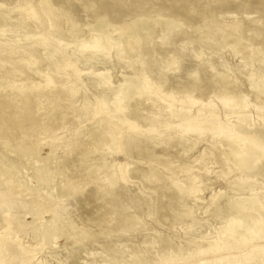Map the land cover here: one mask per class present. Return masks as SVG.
Instances as JSON below:
<instances>
[{
    "label": "rangeland",
    "instance_id": "rangeland-1",
    "mask_svg": "<svg viewBox=\"0 0 264 264\" xmlns=\"http://www.w3.org/2000/svg\"><path fill=\"white\" fill-rule=\"evenodd\" d=\"M35 1L34 3L37 5L36 7L35 5L33 7V0H28L29 4L27 0H0V15L4 13L7 14L2 15V17L0 16V41H7L18 45H31L36 43L35 40H40L39 38L43 34L45 35L44 38L48 39V41H56L58 44L56 53H61L63 57L69 63L73 64L79 72L78 77L76 76L75 78V82L78 81L77 84H79V90H77L72 108L68 109L65 107V109H63V112L67 109L65 112L67 115L63 116L65 113L61 111V113H58V117L56 118L59 121L53 119L60 124H55L53 123V120H51V122L49 121L52 124L51 125L49 122L48 124L44 121V117H42L43 113L50 112L53 105H49L50 108H46L49 107L48 105L45 107L44 104L47 101V95L42 97L40 94L37 96L29 94L30 104L27 105V107H24L19 103L21 102V99H19L21 94L19 92L17 93L12 89H6L5 93L3 88L0 87L2 89L0 91L4 92V94L0 92V163H5V165L10 166L12 165L13 167H16L17 170L19 169L16 174L18 177L16 178H19L22 182V188L27 189L26 192L21 193L22 189L19 193L17 192L20 195L16 196V198H20L21 201L28 203L31 199V196L29 194L27 195L29 189H34V191L37 189L36 192L38 196L41 195L43 198L49 196L55 200L51 201L56 204H52L53 212H55V207L59 208V204L61 206L60 211L59 209L56 210L55 214L58 213V218H56L54 223L51 224L50 222L52 213L46 212L41 216L42 218L39 220L40 223L37 221L34 225H29L30 227L28 226V224L32 221L30 214L23 216L24 213L21 209L16 207L14 209V206L12 205H10L11 207H7V205H2L0 207V212L1 210L3 212L0 213V218H3L5 214L9 212L11 213L14 210L16 211V215H22L21 217L23 218L21 227L19 226L14 228L13 224V227L9 230L7 245L14 252L10 259L7 260V264H116L118 260V262L125 260L128 262L131 261V256L133 257L134 254L138 256L139 254L145 255V263L153 264V262H158L159 252L157 253V249L158 251L160 250V252L163 251L169 253L170 255H175L178 253L177 251L180 250V248H183V250L180 251L179 257L181 256L185 258L187 253L186 250H188L191 246H196L199 238H203V244H209L215 240L217 232L220 231L221 227L225 224V219L229 217V215L232 216L231 214L235 215L234 211H236L237 208L232 206H240L239 204L243 206L245 203L244 199L247 198V196L252 197L255 195L254 197H256L259 201L264 200V174L260 173L263 169L262 167H264V159L257 161L254 169L250 172H246L242 168L239 169L238 166H234V163H223L219 154L216 157L217 153L215 155H210L212 158L209 155L204 157V164L201 165V162L199 161L200 157L197 154L201 156L203 153H209L216 143V141L209 139L211 132L205 131L203 136L200 139H197L194 143L192 141L193 137L190 135H186L187 137L185 136V138H187L185 141H178V134L174 132H171V134L165 129L176 124L174 123L176 120H173L172 112H176V110L181 109L180 104L182 100L187 96H191L190 98L193 96V100L197 99L200 101L197 106L194 105V108H190L189 112L191 114L198 110V108L201 109L204 105L209 104L206 111L210 108L217 110V120L221 119L223 122L230 123L236 127V116L241 113L244 114L245 120L247 121L248 131L264 132V83H261L263 85L260 86V91H257L256 87L260 84H258V81L256 80H250L248 74L249 72L250 74L256 73L255 75H258L260 68H264V0H46V2L44 0V3L42 4H45L48 7L51 6V9L54 7L53 10L55 13L53 15L54 19L51 21L52 23L49 22L47 17L41 13L40 7H42V4H39L41 1ZM25 3H27L28 6ZM112 4L114 6H112ZM23 6H25V8L29 7L34 9V12L31 14L33 18L27 16L23 20L25 17V8ZM108 8H112V12ZM10 10L11 14H9ZM106 10L109 11L106 12ZM18 14L19 17H16ZM21 19L25 22V25H22L24 22L21 23ZM26 19L29 20V23L26 22ZM42 20L46 23L42 22ZM165 20L172 22V25L167 28L168 30H164L160 24ZM65 21L67 23H65ZM144 22L146 24H144ZM26 23L33 28H30ZM56 23H60L61 26ZM254 23L257 24V26ZM49 24H56L57 27L59 26L58 28H55V30L53 29L55 34L54 31H51ZM233 24H238L237 29L233 30L229 28V26ZM6 25L8 26L6 27ZM26 26L29 27L30 30L26 28ZM130 26H133V28ZM58 31L61 35L58 34ZM116 31H118L119 34H117ZM120 31L122 32L124 38ZM98 32H100V34H98ZM102 32L105 34L103 35ZM62 33L64 37H62ZM136 33L140 36H145L149 33L152 34V42H150L152 44L149 43V45H145L144 47L141 46L140 50L142 49V54H140L138 59H134L132 56L133 54L127 55L123 53L125 45L130 38L129 36H133V34ZM78 34L80 38H78ZM225 35L228 38L227 41L222 40ZM101 37H103V39ZM96 40H99L98 47H101H99L100 49L97 51L92 48ZM75 41H77V43H75ZM123 42H126V44H123ZM113 43L117 49L114 47L105 55L104 50L106 46L110 44L113 45ZM251 51H253V55L249 54ZM72 52H75V56L72 55ZM36 54L42 61L39 58L37 62L38 67L35 65L33 68L34 70L44 72L45 69L49 68L48 65L49 63L51 64L52 61L43 59L45 52L41 49H38ZM198 55L199 58H196ZM69 56L71 59H69ZM252 56L256 57L252 59ZM83 57H85V61ZM257 59L259 60L257 61ZM166 61H168L167 64ZM126 63L129 64L127 65ZM246 63L249 64L246 65ZM160 64L162 65V68ZM252 64L254 66L257 65L259 69L257 70L256 67L254 68ZM163 66L166 69H169L166 70ZM124 67L127 68L125 69ZM9 69L10 67L4 66V71L2 72L5 73L6 71L7 75L6 73L2 75L5 77H8L9 73L13 75V73H11L13 72V69H10V71ZM162 69H164V72L161 71ZM254 70L257 71L255 72ZM28 76L29 73L25 71V74L23 73L21 76L16 75L14 76V79L17 78L15 79L17 81L16 83H20L19 77L22 81L26 80V78L28 82H31L32 79L36 82L40 81V76L38 75L36 78ZM144 77L150 85L156 86L159 92H162V94L166 93L168 96L170 95L174 97V100L177 101V103L174 104V106L170 109L172 111H170L166 102L153 103L154 101H149L155 99L153 97L152 99L145 96L139 98L134 97L131 103H126L125 100L122 101L121 105L126 106V108L123 107L122 109V115L126 122L133 124L142 133L155 129V131L157 130L156 132H162V134L159 138L155 139L157 141H149L144 137L138 136L141 140H138L139 144L137 141L135 146H131L122 154H115V156L113 153H110L107 148L98 143L97 137L101 132L95 129V127H97V125H101V117L98 115L89 119L84 117L83 114L88 110L91 111L97 104L98 100L103 99V97H105V100H107L106 102L110 105L109 102L112 101L114 93L121 87L120 85L123 83L122 81L128 78L127 81L130 80V83H133V81L141 82ZM225 77H227V79H225ZM218 79L222 81L220 82ZM225 81H231V84H233H224L222 86V83ZM160 83H162V86ZM216 83H221L218 85L221 89L217 88L218 86H216ZM193 84L194 86H192ZM227 87L230 88V91L233 88L235 92H240L238 93L239 95L237 92L236 94L238 95V98H241L239 101H244L245 108H236L234 112L238 113L227 114V116H225L224 114L226 111L222 110L220 107L218 94L221 95L225 91L229 92ZM188 89H192L194 91H190ZM233 90L230 93H234ZM182 92H185V94H182ZM174 93H177V95H174ZM186 93L190 94V96ZM8 95L11 96L9 99ZM26 95H28V93H26ZM82 95L86 97L85 99L88 98L87 101H83L81 99ZM181 96H183V98ZM11 98L14 99L13 102L16 104H13ZM242 98L246 99L243 100ZM5 99L7 102H5ZM60 102H58V104H61H59L60 107H64L66 102L63 100ZM41 103L44 104L41 105ZM38 104L39 108L37 107ZM89 104L90 106L88 107ZM20 108H22L23 112ZM28 112L30 113L28 114ZM24 113L26 114L24 115ZM76 113L80 115L78 118L75 116ZM73 115L76 119H73ZM24 116L28 118H24L23 120ZM70 116H72V119ZM150 116L152 118L154 116V119L158 122L154 121L156 123H154V125L156 126L149 124ZM63 118H66L65 120L67 121ZM29 119H31L30 122L28 121ZM37 119L40 120L38 121ZM62 119L64 120V123H62ZM144 119L146 121H144ZM65 122L68 123L65 124ZM159 122H161V124ZM26 123L28 125H26ZM38 124H43V127H38ZM53 124L55 125L53 126ZM49 127L52 128L48 129ZM39 130L42 135L39 133ZM77 130L78 132H76ZM18 135H20V137ZM31 135H35V137L37 136L36 140H34V136ZM51 135L54 136L53 139H51ZM173 136L175 139H173ZM28 137L32 138H29V140L27 139ZM38 137L40 138L38 139ZM41 137H43V139ZM24 138L28 141L24 140ZM166 138L170 139L165 141ZM176 138L178 139L177 141H175ZM46 139L49 142H47ZM163 140L166 142L165 144H167L168 147L163 143ZM172 140H174V142ZM34 141H36L38 146H35L36 143ZM156 142L158 144H156ZM175 142H180L178 145L185 147H178ZM21 144L27 146L29 144L31 147V144H33L32 150L29 146L31 151H28V153H32V156H30V153L28 156H25L23 151L18 148ZM185 144L188 145L186 146ZM149 145H151V147ZM108 152L111 155H109ZM183 156H188V158ZM214 157L215 160H213ZM189 159L193 160L191 161L193 162V165L194 162L197 165H194L191 168L189 165L192 163L190 164ZM217 160L218 162L216 163ZM35 161H38L39 163ZM205 161L207 162L205 163ZM107 163L108 165L110 163L112 164L108 166ZM212 163L213 165H211ZM117 164H120L119 166L123 167L126 181H122V183L118 181L114 183L116 184L114 187V184L108 185V177L106 176L111 172L110 170L113 168L117 169L119 167ZM198 165L201 166L198 168ZM40 166L46 167L41 168L42 170H48V180H45L46 178L43 179L44 177H42L44 182H41V184L39 183L42 181L40 180L41 177L39 176L38 178L37 174L43 176L46 175V173L44 171L43 173H40L41 171L36 172L37 168L40 169ZM99 166L101 167L99 168ZM102 166L104 167L102 168ZM229 166L233 167L232 172H230L232 167ZM93 167L96 169L94 170ZM185 168L186 170L192 169V171H189L188 173V170L185 171ZM204 168L205 173L207 174L203 173ZM206 168L209 169L207 170ZM234 168H236V171ZM92 170L96 175L93 174ZM180 170L183 172H181L183 178H180ZM186 172L187 174L185 175ZM190 172L193 174H190ZM220 172H223L224 174H220ZM216 173L217 175H220V178H218ZM35 174L37 175V178H35ZM201 174L203 177L200 176ZM184 175L186 177H184ZM171 176L173 178H171ZM101 177H104L105 180ZM177 177H179L178 180ZM187 177L189 179H187ZM198 178L199 181H195ZM200 178H202V180H200ZM182 179L184 180V183L180 182ZM193 180L200 186L198 187ZM102 182L106 183L108 186L104 185ZM4 184V182H0V192L5 190L6 185ZM175 184L176 187H174ZM188 184L191 187H189ZM177 185L182 186L180 189L181 191L178 190ZM195 185H197V187H194ZM204 185L205 187H203ZM186 186L189 187L190 190L187 188L188 191H185ZM143 188L144 190H142ZM194 188H197V191H192ZM140 190L143 191V193ZM186 192H189L187 193L189 195H187ZM200 193L202 194L200 195ZM68 194L72 195L69 196ZM213 199L215 200L212 201ZM211 202H213V204H211ZM47 203L44 205L43 210L47 211L50 206L49 203V206ZM216 203L218 211H215L216 209H214V207L216 208ZM231 203L233 205H231ZM61 208H63L62 211H64L62 213ZM151 208L155 209L151 210ZM189 210H191V215L194 217L190 215L183 218L184 213H187ZM153 211H156L157 213ZM212 212H214V215ZM143 218L145 219L143 220ZM151 218L154 220L152 221L154 224L151 223ZM141 219L144 224H142L143 222ZM134 220H137L138 222H135ZM0 221V225L4 227L5 221H2V219H0ZM247 221H249V219H247ZM193 222L195 223L193 224ZM131 223L132 225H130ZM193 225L197 226L193 227ZM52 227L56 230V234L53 237L45 239L41 236L40 230L44 228L52 230ZM5 228L6 227L0 231H4ZM15 229L18 231H15ZM168 243L169 247L167 245ZM19 244L29 249L31 247L34 248L33 253L26 255V253H24L19 247ZM147 247L149 248L147 249ZM168 248L170 249L166 251ZM132 253L134 254L132 255ZM216 255L220 256L221 254L217 253ZM202 258H204V256ZM205 259H209V256L206 255ZM0 264H4V262H0ZM198 264H203V262L200 261ZM213 264H264V240L258 241L257 244L253 245V247L247 252L237 250L230 253L229 256L217 257L213 261Z\"/></svg>",
    "mask_w": 264,
    "mask_h": 264
},
{
    "label": "bare ground",
    "instance_id": "bare-ground-1",
    "mask_svg": "<svg viewBox=\"0 0 264 264\" xmlns=\"http://www.w3.org/2000/svg\"><path fill=\"white\" fill-rule=\"evenodd\" d=\"M30 1V0H29ZM34 1L35 0H33V7H34V5H35V3H34ZM41 1V3H39V4H42V3H44V0H40ZM48 1V0H47ZM18 2V1H17ZM23 2H26V1H23ZM27 2H28V0H27ZM36 2V1H35ZM45 2H46V0H45ZM1 3V2H0ZM26 5H27V3H25ZM24 4V5H25ZM28 4H29V2H28ZM95 4H96V2H95ZM49 5V4H48ZM15 6V5H14ZM21 6V5H20ZM19 6V7H20ZM28 6V5H27ZM37 5H35V7H36ZM50 6V5H49ZM112 6H114L113 4H112ZM24 8H25V6H23ZM22 7V8H23ZM31 7V6H30ZM91 7V6H90ZM244 7V6H243ZM258 7V6H257ZM17 8V7H16ZM41 8V13L43 14V15H45V17H47V20H49V22H51L53 19H54V17H53V15H54V7H53V9H51V6L50 7H48L47 5H45V4H42V7H40ZM96 8V7H95ZM11 9H12V7H11ZM14 9H15V7H14ZM36 9V8H35ZM109 10H111L110 8H108ZM57 10H59V9H57ZM109 10H106V12L107 11H109ZM113 10V9H112ZM112 10H111V12H112ZM24 11H25V13H24V18L22 17V16H20V17H22L23 18V20L27 17V16H30V17H32L33 18V16H31V14H32V12H34V9H32V8H29V7H27V8H25L24 9ZM91 11V10H90ZM7 12V11H6ZM13 12V11H12ZM97 12V11H96ZM14 13H15V11H14ZM17 13V12H16ZM57 13V12H56ZM99 13V12H98ZM109 13V12H108ZM2 14V13H1ZM9 14H11V10H10V12H9ZM8 14V15H9ZM70 14V13H69ZM2 15H7L6 13H4V14H2ZM2 15H0L1 17H2ZM21 15V14H20ZM34 15H35V13H34ZM42 15V16H43ZM57 15V14H56ZM102 16V15H101ZM105 16V15H104ZM114 16V15H113ZM0 17V18H1ZM16 17H19V14L16 16ZM67 17V16H66ZM56 18V17H55ZM63 18V17H62ZM101 18V17H100ZM42 19V18H41ZM59 19V18H58ZM66 19V18H65ZM64 19V20H65ZM95 19V18H94ZM97 19V18H96ZM103 19V18H102ZM135 19V18H134ZM140 19V18H139ZM141 19H144V18H141ZM18 20H19V18H18ZM22 19L20 20V22L22 23V22H24ZM27 20V19H26ZM25 20V21H26ZM45 20V19H44ZM44 20H42V22H44ZM167 20V19H166ZM163 21V22H159L160 24H161V26L163 27V29L165 30H168L167 28L169 27V26H171L172 25V22H169V21ZM29 20H27L26 22H28ZM58 21V20H57ZM68 21V20H67ZM254 21V20H253ZM16 22V21H15ZM15 22H14V24H15ZM41 22V23H42ZM102 22V21H101ZM146 22V21H145ZM144 22V24H146ZM19 23V22H18ZM20 23V24H21ZM29 23V22H28ZM31 23V22H30ZM44 23H46V22H44ZM52 23V22H51ZM55 23V22H54ZM58 23V22H57ZM56 23V24H57ZM63 23H64V21H63ZM65 23H67L66 21H65ZM123 23V22H122ZM121 23V24H122ZM125 23V22H124ZM255 23H256V21H255ZM254 23V24H255ZM27 24V23H26ZM34 24V23H33ZM53 24V25H50L49 24V26L51 27L50 29H51V31H54L55 30V28H58L57 27V25H60V23L59 24ZM62 24V23H61ZM71 24V23H70ZM69 24V25H70ZM106 24V23H105ZM126 24H127V22H126ZM257 24H258V21H257ZM257 24H255L256 26H257ZM18 25V24H17ZM22 25H25V22L24 23H22ZM22 25H21V27H22ZM28 25V24H27ZM31 25H32V23H31ZM36 25V24H35ZM43 25H45V24H43ZM124 25V24H123ZM5 26V25H4ZM8 25H6V27H7ZM29 26V25H28ZM33 26V25H32ZM32 26H29L30 28L32 27ZM39 26H41V25H39ZM61 26V25H60ZM88 26H90V25H88ZM255 26V27H256ZM3 27V26H2ZM18 27H19V25H18ZM29 27H27L26 26V28H28L29 29ZM45 27V26H44ZM87 27V26H86ZM118 27V26H117ZM116 27V28H117ZM123 27V26H122ZM131 28H133V26H130ZM161 27V28H162ZM237 27H238V24L236 25V24H233V25H231V26H229V28L230 29H233V30H235V29H237ZM9 28V27H8ZM17 28V27H16ZM33 28V27H32ZM70 28H72V27H70ZM19 29H20V27H19ZM42 29V28H41ZM54 29V30H53ZM124 29V28H123ZM144 29V28H143ZM170 29V28H169ZM172 29H173V27H172ZM2 30V29H1ZM23 30H24V28H23ZM25 30H27V29H25ZM30 30V29H29ZM38 30V29H37ZM103 30V29H102ZM116 30V29H115ZM114 30V31H115ZM120 30V29H119ZM135 30V29H134ZM133 30V31H134ZM171 30V29H170ZM19 31V30H18ZM71 31V30H70ZM91 31H92V29H91ZM100 31H101V29H100ZM113 31V32H114ZM122 31V30H121ZM120 31V33H121V35H122V32ZM125 31V30H124ZM147 31H148V28H147ZM48 32V31H47ZM57 32V31H56ZM61 32V31H60ZM79 32V31H78ZM105 32V31H104ZM113 32H112V34H113ZM117 32V34H119L118 33V31H116ZM115 32V33H116ZM146 32V31H145ZM63 33H64V31H63ZM63 33H62V37H64L63 36ZM94 33H96V32H94ZM168 33V32H167ZM42 34V33H41ZM46 34V33H45ZM53 34V33H52ZM54 34H55V31H54ZM57 34V33H56ZM58 34H60L59 33V31H58ZM98 34H100V32H98ZM102 34H103V32H102ZM105 34V33H104ZM103 34V35H104ZM112 34H110V35H112ZM124 34V33H123ZM164 34V33H163ZM61 35V34H60ZM59 35V36H60ZM152 34L151 33H149L148 35H145V36H140L139 34H133V36L131 35V36H129L130 38L128 39V35H127V39H128V41H127V44H126V42H123V44L125 43L126 45H125V48H124V54H133L132 56H133V58L135 59H138V57H140V54H142L141 53V50H140V48H141V46L142 47H144L145 45H149V43L150 42H152V36H151ZM1 36V35H0ZM78 36H79V34H78ZM100 36H102V35H100ZM107 36V35H106ZM123 36V35H122ZM24 37V36H23ZM45 37V35L43 34L39 39L40 40H38L37 38V40H35L36 41V43L35 44H31V45H26V44H23V45H18V44H16V43H9V42H7V41H0V87L1 88H3V91L5 92L6 91V89H12L13 91H15V92H19L20 94V98L19 99H21V102H19L20 103V105H23L24 107L26 106L27 107V105H29L30 104V98H29V94L31 95H34V96H37L38 94H40V95H42V97H44V95L46 96H48L46 99H47V101L45 102V104L44 103H41V105L42 104H44L45 105V107H46V105H52V107H51V109H50V112H45V113H43L42 114V112H41V114H42V117H44V121H46L47 123L50 121L51 122V120H53V119H56L57 117H58V113L60 112L61 113V111L63 112L64 110L63 109H65V107L66 108H72V106H73V102H74V100H75V97H76V94H77V90H79L78 89V85L79 84H77V82H75V78H76V76L78 77V75H79V72H78V70H77V68L73 65V64H71V63H69L64 57H63V55L61 54V53H56V50H57V42L56 41H53V42H50V41H48V39H45L44 38ZM75 37H77V36H75ZM112 37V36H111ZM116 37V36H115ZM78 38H80V36L78 37ZM102 39H103V37H101ZM108 38V37H107ZM114 38V37H113ZM123 38H124V36H123ZM122 38V39H123ZM223 38L224 39H222V40H224V41H227V36L225 35V36H223ZM59 39V38H58ZM77 39V38H76ZM21 40H23V39H21ZM75 40V39H74ZM108 40V39H107ZM116 40H117V37H116ZM9 41V40H8ZM118 41V40H117ZM125 41V40H124ZM21 42V41H20ZM102 42V41H101ZM100 42V43H101ZM110 42V41H109ZM75 43H77V41H75ZM98 43H99V40H96L95 42H94V44H93V46H92V48L94 49V50H98V49H100L99 47H98ZM102 44V43H101ZM100 44V45H101ZM141 44V45H140ZM150 44H152V43H150ZM61 46V45H60ZM76 46V45H75ZM74 46V47H75ZM119 46V45H118ZM117 46V47H118ZM140 46V47H139ZM116 48V46L114 45V43H113V45H107L106 46V48H105V55L107 54V52L108 51H110L112 48ZM147 47V46H146ZM70 48V47H69ZM43 50L44 52H45V56H44V58L43 59H45V60H48V61H52V63L50 64L49 63V68H47V69H45V71L44 72H42V71H37V70H34V68H33V66H37V62H38V59L40 58V57H38L37 56V50ZM117 49V48H116ZM119 49V48H118ZM252 49V48H251ZM250 49V50H251ZM68 50V49H67ZM122 50V49H121ZM69 51V50H68ZM69 53V52H68ZM67 53V54H68ZM71 53V52H70ZM73 54V56H75V52H72ZM199 53V52H198ZM101 54V53H100ZM120 54H121V52H120ZM147 54V53H146ZM145 54V55H146ZM249 54L250 55H253V51H251V52H249ZM255 54V53H254ZM77 55V54H76ZM173 55V54H172ZM256 55V54H255ZM40 56V55H39ZM72 56V57H73ZM78 56V55H77ZM83 56V55H82ZM88 56V55H87ZM90 56V55H89ZM99 56V55H98ZM147 56H149V55H147ZM94 57V56H93ZM101 57V56H100ZM103 57H105V56H103ZM125 57V56H124ZM150 57V56H149ZM253 58L252 59H254V57H256V56H252ZM80 58V57H79ZM99 58V57H98ZM114 58V57H113ZM121 58H123V57H121ZM120 58V59H121ZM126 58V57H125ZM196 58H199V55L198 56H196ZM250 58V57H249ZM263 58V57H262ZM69 59H71V57L69 56ZM76 59V58H75ZM83 59H84V61H85V57H83ZM82 59V60H83ZM89 59V58H88ZM91 59V58H90ZM131 59V58H130ZM144 59H145V57H144ZM251 59V58H250ZM261 59V58H260ZM40 60H41V58H40ZM119 60V59H118ZM259 59H257V61H258ZM42 61V60H41ZM72 61V60H71ZM108 61V60H107ZM121 61V60H120ZM132 61V60H131ZM137 61V60H136ZM169 61V60H168ZM168 61H166V64H167V62ZM260 61H262V60H260ZM259 61V62H260ZM40 62V61H39ZM46 62V61H45ZM78 62V61H77ZM99 62V61H98ZM101 62V61H100ZM149 62V61H148ZM170 62V61H169ZM263 62V61H262ZM131 63V62H130ZM146 63V62H145ZM154 63V62H153ZM171 63V62H170ZM170 63H168V64H170ZM127 64V63H126ZM129 64V63H128ZM127 64V65H128ZM138 64V63H137ZM155 64V63H154ZM162 64V63H161ZM160 64V65H161ZM249 64V63H248ZM247 63H246V65H248ZM258 64H260V63H258ZM122 65V64H121ZM147 65V64H146ZM163 65V64H162ZM162 65H161V68H162ZM245 65V64H244ZM253 65V64H252ZM4 66L6 67V66H8V67H10V69L13 71V72H11V73H13V75L12 74H10L9 73V76L8 77H5V76H3L2 74H5L6 73V71H5V73L4 72H2V71H4ZM133 66V65H132ZM141 66V65H140ZM151 66H153V65H151ZM165 66V65H164ZM163 66V68H165ZM168 66H172V65H168ZM38 67V66H37ZM134 67V66H133ZM167 67V66H166ZM253 67L255 68H257V70L259 69V67H257V65L256 66H254L253 65ZM262 67V66H261ZM121 68H122V66H121ZM125 68V67H124ZM127 68V67H126ZM125 68V69H126ZM160 68V67H159ZM171 68V67H170ZM210 68V67H209ZM247 68V67H246ZM8 69V68H7ZM10 69H9V71H10ZM123 69V68H122ZM148 69H149V67H148ZM166 69V68H165ZM169 69V68H168ZM168 69H166V70H168ZM173 69V68H172ZM249 69V68H248ZM253 69V68H252ZM251 69V70H252ZM43 70V69H42ZM133 70V69H132ZM140 70H141V68H140ZM230 70V69H229ZM256 70V71H257ZM25 71L27 72V73H29V76L28 77H35L36 78V76L38 75V76H40V81L39 82H36V81H34L33 79H32V81L31 82H28V80H27V78H26V80H21L20 79V77H19V82L20 83H16L17 81L15 80V79H17V78H15L14 79V76H16V75H22L23 73L25 74ZM131 71V70H130ZM136 71V70H135ZM159 71V70H158ZM161 71H163L164 72V69H162ZM160 71V72H161ZM255 71V70H254ZM254 71H253V73H254ZM255 71V72H256ZM143 72H145V71H143ZM167 72V71H166ZM259 72V73H258ZM257 73H258V75H255L256 73H254V74H250L249 72H248V74H249V79L250 80H256V81H258L257 83L258 84H260V85H258V87H256V90L257 91H260V86L261 85H263V84H261V83H264V68H260V70L258 71ZM225 73V72H224ZM229 73V72H228ZM161 74H162V72H161ZM6 75H7V73H6ZM146 75V74H145ZM221 75V74H220ZM3 76V77H2ZM37 76V77H38ZM98 76H100V75H98ZM104 76V75H103ZM149 76H150V74H149ZM18 77V76H17ZM223 77H224V74H223ZM232 77V76H231ZM246 77H248V76H246ZM22 78V77H21ZM105 78V77H104ZM124 78V77H123ZM126 78V77H125ZM133 78V77H132ZM147 78H149V77H147ZM196 78V77H195ZM106 79V78H105ZM135 79V78H134ZM221 79H223V78H221ZM225 79H227V77H225ZM246 79V78H245ZM37 80V79H36ZM74 80V81H73ZM92 80V79H91ZM128 80V78L126 79V80H124V81H122L123 83L120 85L121 87L114 93V97H113V99H112V101L111 102H109V104L110 105H108V103L106 102L107 100H105V97H103V99H100V100H98V102H97V104L95 105V107L90 111V110H86L87 112H84V117H86V118H91V117H95V116H100L101 117V119H100V123H101V125L99 126V125H97V127H95V129H97L99 132H101L100 134H99V138L97 137V139H98V143L100 144V145H102V146H104L105 148H107V150L110 152V153H113L114 155L115 154H122L123 152H125V150H128L129 149V147H131V146H135V144H137V141L138 140H140L139 138H138V136L140 137H144L145 139H147V140H149V141H151V140H155V139H157V138H159L160 136H161V134H162V132H156L155 131V129L154 130H149L148 132H145V133H142L140 130H138L133 124H130V123H128V122H126L125 120H124V118H123V115H122V109H123V107H125L126 108V106L124 105H121V102L122 101H124L125 100V102L126 103H131L132 101H133V98L134 97H143V96H145V97H149V98H151L152 99V97L153 98H155V99H152V100H149V101H154L153 103H155V102H157V103H167L168 105H167V107L169 108V110L174 106V104L175 103H177V101H175L174 99V97H172V96H168L166 93L164 94H162V92H159L158 91V88L156 87V86H153V85H150L149 83H148V81H146L147 79L144 77V79L141 81V82H139V81H133V83L131 82L130 83V80L129 81H127ZM194 80H196V79H194ZM229 80V79H228ZM247 80V79H246ZM249 80V81H250ZM22 81V82H21ZM158 81V80H157ZM156 81V82H157ZM218 81H222V80H219L218 79ZM218 81H216V82H218ZM152 82V81H151ZM159 82V81H158ZM157 82V83H158ZM233 82V81H232ZM251 82V81H250ZM252 82H255V81H252ZM156 83V84H157ZM217 84V83H216ZM221 84V83H220ZM220 84H217L216 86H218V85H220ZM224 84H231V81H225L224 83H222V86L224 85ZM233 84V83H232ZM231 84V85H232ZM255 84V83H254ZM100 85V84H99ZM158 85V84H157ZM160 85L162 86V83H160ZM253 85V84H252ZM257 85V84H256ZM108 86V85H107ZM160 86V87H161ZM192 86H194V84L192 85ZM230 86V85H229ZM234 86V85H233ZM254 86V85H253ZM118 87V86H117ZM235 87V86H234ZM0 88V90H2ZM108 88V87H107ZM162 88V87H161ZM164 88V87H163ZM190 88H192V87H190ZM218 89H221V87H217ZM224 89H225V87H223ZM228 88V87H227ZM232 88V87H231ZM104 89V88H103ZM165 89V88H164ZM229 89V92L228 91H225L224 92V90H223V92L224 93H222V91H221V95H219L218 94V100H219V103H220V107H221V109L222 110H225L226 112H225V116H227V114H236V113H238V112H234L235 111V109L236 108H238V109H244L245 108V106H244V101L243 102H241V101H239L241 98H238V93H240V92H237V94H236V92L233 90V88H232V90L234 91V93L232 94V93H230L231 91H230V88H228ZM11 90V91H12ZM188 90H190V89H188ZM188 90H185V91H188ZM198 90V89H197ZM225 90H227V89H225ZM236 90V89H235ZM238 90V89H237ZM3 91H0V92H2V94H4V92ZM10 91V90H9ZM8 91V92H9ZM104 91V90H103ZM106 91V90H105ZM109 91V90H108ZM190 91H194V90H190ZM239 91V90H238ZM82 92V91H81ZM98 92V91H97ZM175 92V91H174ZM6 93V92H5ZM26 93H28V95H26ZM84 93V92H83ZM98 93H100V92H98ZM185 94V92H182V94ZM188 93V92H187ZM186 93V94H187ZM190 93H192V92H190ZM214 93V92H213ZM217 93V92H216ZM218 93H219V91H218ZM1 94V95H2ZM13 94V93H12ZM108 94V93H107ZM106 94V95H107ZM168 94H170V93H168ZM179 94V93H178ZM181 94V95H182ZM260 94V93H259ZM14 95V94H13ZM12 95V96H13ZM15 95H17V94H15ZM85 95V94H84ZM97 95V94H96ZM174 95H177V93L175 94L174 93ZM180 95V94H179ZM178 95V96H179ZM187 95H189L190 96V94H187ZM192 95V94H191ZM241 95V94H240ZM3 96V95H2ZM18 96V95H17ZM33 96V97H34ZM217 96V95H216ZM263 96V95H262ZM9 97H11V96H9L8 95V99H9ZM19 97V96H18ZM18 97H15V98H18ZM32 97V96H31ZM182 98H183V96H181ZM191 97V96H190ZM190 97H186L185 99H183L182 100V102H181V104H180V107H181V109H179V110H176V112H172V115H173V120L175 119L176 120V122H174V123H176L175 125H173V126H171V127H167V128H165L166 130H168L169 131V133H171V132H174V133H176V134H178L177 136L179 137V140L176 138V140L175 141H185L187 138H185V136L186 135H190L191 137H193V142L195 143L196 142V140L197 139H200L202 136H203V133L205 132V131H208V132H211V135L209 136V139H211V140H213V141H216V143L214 144V146H213V149H211L210 150V152L208 153V152H206V153H203V154H201V156L199 155V154H197L199 157H200V162H201V165L202 164H204L203 162H204V160H203V158L204 157H206V156H210V155H215L216 153V157L218 156V154H219V156L222 158V162L223 163H234V166L236 165V166H238L239 167V169L240 168H242L244 171H246V172H250V171H252L253 169H254V167H255V164H256V162L257 161H259L260 159H264V132H262V131H260V132H257V131H248L247 130V121L245 120V116H244V114H241V113H239V114H237V116H236V121H237V123H236V121H235V124H237V126L236 127H234L233 125H231L230 123H227V122H223L221 119L219 120H217L216 118H218V111L217 110H215V109H208L207 111H206V108H207V106H209V104L208 105H204L201 109L200 108H198V110H196L194 113H190L189 112V110H190V108H192L194 105H196L197 106V104H198V102L200 101V100H193L192 98H193V96H192V98H190ZM213 97V96H212ZM240 97V96H239ZM242 97H243V95H242ZM39 98V97H38ZM86 97H84L83 95H82V100L83 101H87V99H85ZM179 98V97H178ZM181 98V99H182ZM247 98V97H246ZM246 98H242L243 100H245ZM7 99V100H8ZM180 99V98H179ZM18 100V99H17ZM65 101L66 102V104H65V106L64 107H60V103H63V102H60V101ZM11 101L13 102L14 101V99H12L11 98ZM16 101V100H15ZM19 101V100H18ZM18 101H16V102H18ZM36 101V100H35ZM42 101V100H41ZM45 101V100H44ZM216 101V100H215ZM3 102V101H2ZM5 102H7L6 101V99H5ZM58 102H60L59 104H58ZM82 102V101H81ZM4 103V102H3ZM15 102H13V104H14ZM36 103V102H35ZM40 103V102H39ZM83 103V102H82ZM149 103V102H148ZM152 103V102H151ZM214 103V102H213ZM8 104H9V101H8ZM16 104V103H15ZM84 104V103H83ZM88 104V103H87ZM93 104V103H92ZM179 104V103H178ZM11 105V104H10ZM35 105V104H34ZM85 105V104H84ZM255 105V104H254ZM12 106V105H11ZM16 106V105H15ZM90 106V104L88 105V107ZM128 106V105H127ZM255 106H257V105H255ZM38 108H39V104H38V106H37ZM132 107V106H131ZM43 108H44V106H43ZM46 108H50V106L49 107H46ZM129 108V107H128ZM194 108V107H193ZM209 108V107H208ZM256 108V107H255ZM12 109V108H11ZM24 109V108H23ZM197 109V108H196ZM264 109V108H263ZM20 110L23 112V110H22V108H20ZM40 110H42V109H40ZM46 110H49V109H46ZM11 111V110H10ZM24 111H25V109H24ZM66 111H67V109H66ZM65 111V112H66ZM69 111V110H68ZM70 111H71V109H70ZM145 111V110H144ZM170 111H172V110H170ZM192 111H194V110H192ZM191 111V112H192ZM21 112V113H22ZM65 112H63V113H65ZM30 112H28V114H29ZM39 113V112H38ZM62 113V114H63ZM74 113V112H73ZM150 113V112H149ZM148 113V114H149ZM17 114V113H16ZM26 113H24V115H25ZM36 114V113H35ZM40 114V113H39ZM71 114V113H70ZM18 115V114H17ZM30 115H32V114H30ZM64 115H67L66 113L65 114H63V116ZM72 115V114H71ZM75 116H76V118H78L80 115L78 114V113H76L75 114ZM75 116L73 115V119H76L75 118ZM160 116H161V114H160ZM166 116V115H165ZM2 117V116H1ZM13 117V116H12ZM15 117V116H14ZM20 117H21V115H20ZM35 117V116H34ZM60 117V116H59ZM69 117V116H68ZM71 117V119H72V116H70ZM24 118L26 119V118H28V117H26V116H24L23 117V120H24ZM32 118V117H31ZM36 118V117H35ZM67 118V117H66ZM66 118H63L64 120L66 119ZM159 118V117H158ZM161 118V117H160ZM62 119V120H63ZM30 120L31 119H29L28 121L30 122ZM38 120V119H37ZM40 120V119H39ZM38 120V121H39ZM42 120H43V118H42ZM41 120V121H42ZM57 120V119H56ZM64 120H63V122L62 123H64ZM158 120V119H157ZM40 121V122H41ZM57 121H59V120H57ZM57 121H54L53 120V123H55V124H57V123H59V122H57ZM65 121H67V120H65ZM69 121V120H68ZM71 121V120H70ZM97 121V120H96ZM144 121H146L145 119H144ZM149 121V120H148ZM154 121H156L155 119H154V116H153V118L150 116V125H153V126H156V125H154ZM161 121H163V120H161ZM49 122V123H50ZM72 122V121H71ZM157 122V121H156ZM168 122V121H167ZM10 123V122H9ZM28 123V122H27ZM26 123V125H28ZM48 123V124H49ZM68 123V122H67ZM66 122H65V124H67ZM98 123V122H97ZM158 123V122H157ZM160 124H161V122H159ZM172 123V122H171ZM6 124V123H5ZM25 124V123H24ZM23 124V125H24ZM34 124V123H33ZM37 124V123H36ZM44 124V123H43ZM42 124V125H43ZM51 124V123H50ZM55 124H53V126L55 125ZM60 124V123H59ZM71 124V123H70ZM156 124V123H155ZM22 125V126H23ZM39 125V124H38ZM42 125H39L38 127H41ZM45 125H46V123H45ZM52 125V124H51ZM63 125V124H62ZM147 125V124H146ZM64 126V125H63ZM159 126V125H158ZM233 126V127H232ZM9 127V126H8ZM25 127V126H24ZM30 127V126H29ZM28 127V128H29ZM43 127V126H42ZM45 127V126H44ZM46 127H47V125H46ZM56 127H57V125H56ZM66 127V126H65ZM28 128H27V130H28ZM37 128V127H36ZM35 128V129H36ZM50 128H52V127H49L48 129H50ZM55 128V127H54ZM63 128V127H62ZM34 129V128H33ZM65 129V128H64ZM64 129H62V130H64ZM94 129V130H95ZM231 129V130H230ZM252 129V128H251ZM31 130H32V128H31ZM30 130V131H31ZM36 130H38V129H36ZM55 130H56V128H55ZM15 131V130H14ZM33 131V130H32ZM31 131V132H32ZM61 131V130H60ZM59 131V132H60ZM92 131H93V129H92ZM248 131V132H247ZM27 132V131H26ZM42 132V131H41ZM43 132H45V131H43ZM58 132V133H59ZM76 132H78V130L76 131ZM98 132V133H99ZM30 133V132H29ZM38 133V132H37ZM36 133V134H37ZM39 133H40V130H39ZM38 133V134H39ZM61 133V132H60ZM231 133V134H230ZM21 134V133H20ZM41 134V133H40ZM47 134H49V133H47ZM165 134V133H164ZM172 134V133H171ZM42 135V134H41ZM57 135V134H56ZM167 135V134H166ZM166 135H164V136H166ZM170 135V134H169ZM19 137H20V135H18ZM17 136V137H18ZM31 136H34V140H36V137H35V135H31ZM44 136V135H43ZM52 137H51V139H53V137L55 136V134H54V136L53 135H51ZM58 136V135H57ZM56 136V137H57ZM171 136V135H170ZM16 137V138H17ZM18 137V138H19ZM55 137V138H56ZM59 137V136H58ZM174 137V136H173ZM187 137V136H186ZM15 138V139H16ZM29 138H32V137H28L27 139H29ZM40 137H38V139H39ZM42 139H43V137H41ZM45 138V137H44ZM49 138H50V136H49ZM163 138V137H162ZM206 138H208V137H206ZM19 139H21V138H19ZM27 139H25L24 138V140H27ZM47 139H48V137H47ZM46 139V140H47ZM143 139V138H142ZM168 139H170V138H166V140L165 141H167ZM173 139H175V137L173 138ZM189 139H190V137H189ZM5 140V139H4ZM30 140V139H29ZM208 140V139H207ZM28 141V140H27ZM44 141V140H43ZM141 141V140H140ZM146 141V140H145ZM155 141H157V140H155ZM173 142H174V140H172ZM199 141V140H198ZM30 142V141H29ZM35 143H36V141H34ZM45 142V141H44ZM47 142H49L48 140H47ZM51 142H52V140H51ZM65 142V141H64ZM192 142V143H193ZM146 143V142H145ZM151 143V142H150ZM163 143L165 144L166 142H164V140H163ZM180 143V142H179ZM178 142L176 143L175 142V144H179ZM184 143V142H183ZM190 143V142H189ZM198 143V142H197ZM20 144V143H19ZM41 144V143H40ZM39 144V145H40ZM138 144H139V141H138ZM152 144V143H151ZM156 144H158L157 142H156ZM169 144V143H168ZM32 145V147L28 144V146L27 145H24V144H21L18 148H20V150H22L23 151V153L25 154V156H28L29 155V153H28V151H31L32 150V148H33V144H31ZM37 145V143L35 144V146ZM42 145V144H41ZM58 145V144H57ZM99 145V146H100ZM147 145H148V142H147ZM167 147H168V145L167 144H165ZM186 145V144H185ZM188 145V144H187ZM186 145V146H187ZM194 145V144H193ZM29 146L31 147V150H30V148H29ZM38 146V145H37ZM48 146V145H47ZM54 146V145H53ZM137 146V145H136ZM150 147H151V145H149ZM164 146V145H163ZM179 146H181V145H178V147ZM79 147V146H78ZM182 147V146H181ZM183 147H185V146H183ZM182 147V148H183ZM103 148V147H102ZM105 148H104V150H105ZM134 149V148H133ZM138 149V148H137ZM197 149V148H196ZM208 149V148H207ZM9 150H11V149H9ZM8 150V151H9ZM102 150V149H101ZM179 150H181V149H179ZM184 150H185V148H184ZM193 150V149H192ZM191 150V151H192ZM195 150V149H194ZM139 151V150H138ZM149 151V150H148ZM147 151V152H148ZM182 151V150H181ZM180 151V152H181ZM206 151V150H205ZM14 152H15V150H14ZM34 152V151H33ZM104 152V151H103ZM109 152H108V154H109ZM186 152V151H185ZM107 153V152H106ZM105 153V154H106ZM186 153H188V152H186ZM185 153V154H186ZM190 153V152H189ZM199 153V152H198ZM34 154V153H33ZM191 154V153H190ZM23 155V154H22ZM90 155V154H89ZM100 155V154H99ZM109 155H111V154H109ZM182 155V154H181ZM180 155V156H181ZM30 156H32V153H30ZM95 156V155H94ZM103 156V155H102ZM116 156V155H115ZM197 156V157H198ZM22 157V156H21ZM88 157V156H87ZM100 157V156H99ZM183 157H185V156H183ZM196 157V158H197ZM211 157V156H210ZM19 158V157H18ZM96 158V157H95ZM105 158V157H104ZM185 158H188V156L187 157H185ZM195 158V159H196ZM209 158V157H208ZM212 158V157H211ZM21 159V158H20ZM19 159V160H20ZM28 159V158H27ZM26 159V160H27ZM30 159H32V158H30ZM35 159V158H34ZM198 159V158H197ZM207 159V158H206ZM218 159V158H217ZM29 160V159H28ZM95 160V159H94ZM104 160V159H103ZM190 160V159H189ZM212 160V159H211ZM210 160V161H211ZM213 160H215V157H214V159ZM212 160V161H213ZM191 161H193L192 159L190 160V164L191 165H189L191 168L195 165H197L195 162H194V165H193V162H191ZM194 161H196V160H194ZM198 161V160H197ZM32 162V161H31ZM35 162H37V163H39L38 161H35ZM76 162H77V160H76ZM95 162H97V161H95ZM185 162V161H184ZM207 161H205V163H206ZM218 162V160L216 161V163ZM22 163V162H21ZM113 163V162H112ZM112 163H110V164H112ZM189 163V162H188ZM197 163H199V162H197ZM213 163H215V162H213ZM213 163L211 164V165H213ZM221 163V162H220ZM32 164H33V162H32ZM109 164V165H110ZM185 164V163H184ZM42 165V164H41ZM46 165V164H45ZM107 165H108V163H107ZM108 165V166H109ZM118 165V164H117ZM120 165V164H119ZM118 165V166H119ZM185 165H187V164H185ZM184 165V166H185ZM200 165V166H201ZM207 165V164H206ZM208 165H209V163H208ZM214 165H216V164H214ZM94 166V165H93ZM114 166V165H113ZM113 166H112V168H113ZM128 166V165H127ZM184 166H182V167H184ZM199 165L197 166L198 168L200 167ZM217 166V165H216ZM227 166V165H226ZM38 167V166H37ZM83 167V166H82ZM101 166H99V168H100ZM104 166H102V168H103ZM203 167H204V165H203ZM203 167H201V168H203ZM208 167V166H207ZM222 167V166H221ZM229 167H232V166H229ZM41 168H46V167H41L40 166V169L39 168H37V170H36V172H40V173H43V171H44V169L42 170ZM105 168H106V166H105ZM187 168V167H186ZM186 168H185V171H187L186 170ZM195 168V167H194ZM197 168V169H198ZM224 168H226V167H224ZM263 169L260 171V173H263L264 174V167H262ZM93 169H94V167H93ZM96 169V168H95ZM94 169V170H95ZM110 169V168H109ZM109 169H107V170H109ZM207 169V168H206ZM209 169V168H208ZM207 169V170H208ZM211 169V168H210ZM231 169V168H230ZM235 169V171H236V168H234ZM19 170V169H18ZM18 170H17V168L16 167H13L12 165L10 166V165H5V163L3 164V163H0V182H4L5 184L4 185H6V187H5V190H3V191H1L0 192V207L2 206V205H7V207H9L10 205H12V206H14L13 208L15 209V207L16 208H20L21 209V211L24 213L23 214V216H25V215H31V217H32V221L28 224V226L29 225H34L37 221H39L42 217V215L44 214V213H46V212H51L52 213V217H51V220H50V222H51V224L52 223H54V221L56 220V218H58V213L57 214H55L56 213V210H58L59 209V211H60V204H59V202H58V204H59V208H56L55 207V212H53V203L51 202V201H55V200H53L51 197H49V196H47L46 198H43V197H41V195L40 196H38V194H37V192H36V190L34 191V189L33 190H31V189H29V191H28V193H27V195L29 194L30 196H31V199H30V201L28 202V203H26V202H23V201H21L20 200V198L18 199V198H16V196H18V195H20V194H18L19 192H20V190H21V193L22 192H26L27 191V189L26 188H22V182L20 181V179L18 178H16V177H18V176H16V174H17V172H18ZM99 170V169H98ZM129 170V169H128ZM183 170V169H182ZM229 170V169H228ZM50 171H52V170H50ZM49 171V172H50ZM89 171V170H88ZM93 171V170H92ZM111 171V172H110ZM109 172V174L106 176V177H108V185L109 184H111V185H113L114 183H116V182H118V181H120L121 183H122V181H126V179H125V177H124V169H123V167H118L117 169H115V168H113L112 170H110ZM184 171V172H185ZM189 171H192V169L191 170H188L187 172L189 173ZM194 171V170H193ZM199 171V170H198ZM233 171V167H232V169L230 170V172H232ZM21 172V171H20ZM45 173H46V175H39V174H37L38 175V178H39V176L41 177V179L40 180H42V177H44L43 179H45V180H48L47 178V172H48V170L46 171H44ZM54 172V171H53ZM182 171L180 170V173H181ZM187 172L185 173V175L187 174ZM224 172V171H223ZM222 172V173H223ZM225 172H227V171H225ZM229 172V173H230ZM44 173V174H45ZM92 173V172H91ZM91 173H90V175H91ZM104 173V172H103ZM128 173H130V172H128ZM183 173V172H182ZM182 173H181V176H180V178L183 176L182 175ZM194 173H196V172H194ZM199 173V172H198ZM201 173V172H200ZM203 173H205V168H204V172ZM202 173V174H203ZM221 172H220V174H222ZM33 174V173H32ZM81 174V173H80ZM93 174H95V172L93 171ZM190 174H193L192 172H190ZM202 174L200 175L201 177H203L204 176V174H203V176H202ZM205 174H207V173H205ZM224 174V173H223ZM228 174V173H227ZM36 175V174H35ZM37 175H36V177L35 178H37ZM96 175V174H95ZM184 175V177H186ZM189 175V174H188ZM196 175V174H195ZM216 175H217V173H216ZM229 175V174H228ZM152 176V175H151ZM191 176V175H190ZM197 176V175H196ZM198 176H199V174H198ZM206 176V175H205ZM218 176V178H220V175L218 174L217 175ZM223 176V175H222ZM230 176V175H229ZM50 177V176H49ZM216 177V176H215ZM224 177H226V176H224ZM223 177V178H224ZM97 178V177H96ZM102 178V177H101ZM104 178V177H103ZM102 178V179H103ZM151 178V177H150ZM171 178H173L172 176H171ZM178 178L179 177H177V180H178ZM183 178V177H182ZM192 178H197V177H192ZM233 178V177H232ZM22 179V178H21ZM100 179V178H99ZM129 179H130V177H129ZM169 179V178H168ZM176 179V178H175ZM175 179H174V181H175ZM187 179H189L188 177H187ZM217 179V178H216ZM222 179V178H221ZM104 180H105V178H104ZM107 180V179H106ZM167 180V179H166ZM186 180V179H185ZM195 180V179H194ZM193 180V182L195 183V184H197V182H195V181H199V178L197 179V180H195L194 181ZM200 180H202V178H200ZM97 181H99V180H97ZM101 181H103V180H101ZM171 181H172V179H171ZM188 181V180H187ZM186 181V182H187ZM190 181H191V178H190ZM189 181V182H190ZM231 181V180H230ZM41 182H44V180H42V181H40L39 183L41 184ZM123 182V183H124ZM170 182V181H169ZM168 182V183H169ZM176 182H178V181H176ZM181 183H184V180L182 179V181H180ZM201 182V181H200ZM229 182V181H228ZM232 182V181H231ZM35 183V182H34ZM65 183V182H64ZM98 183V182H97ZM102 183H104V182H102ZM179 183V182H178ZM177 183V184H178ZM190 183H192V182H190ZM189 183V184H190ZM194 183H192V184H194ZM233 183V182H232ZM2 184V183H1ZM44 184V183H43ZM53 184V183H52ZM76 184V183H75ZM119 184V183H118ZM171 184H172V182H171ZM189 184H188V186H189ZM199 184H201V183H199ZM250 184V183H249ZM3 185V184H2ZM63 185V184H62ZM104 185H106V183H104ZM108 185H106V186H108ZM115 185L116 184H114V187H115ZM183 185V184H182ZM198 185V184H197ZM197 185H195L194 187H197ZM209 185V184H208ZM65 186V185H64ZM103 186V185H102ZM174 186V185H173ZM185 186V185H184ZM200 185H198V187H199ZM2 187V186H1ZM174 187H176V184H175V186ZM181 185L179 186V185H177V188H178V190L179 191H181L180 189H181ZM189 187H191V186H189ZM189 187H187L186 186V189H185V191L187 190V188H189ZM192 187H193V185H192ZM203 187H205V185L203 186ZM207 187V186H206ZM71 188V187H70ZM101 188V187H100ZM107 188V187H106ZM111 188V187H110ZM113 188V187H112ZM3 189V188H2ZM76 189V188H75ZM105 189V188H104ZM176 189V188H175ZM183 189V188H182ZM192 189V188H191ZM201 189V188H200ZM199 189V190H200ZM65 190V189H64ZM79 190V189H78ZM142 190H144V188L142 189ZM177 190V191H178ZM189 190H190V188H189ZM68 191V190H67ZM71 191V190H70ZM69 191V192H70ZM73 191H74V189H73ZM77 191V190H76ZM141 191V190H140ZM176 191V190H175ZM178 191V192H179ZM184 191V190H183ZM188 191V190H187ZM192 191H197V188H194V190H192ZM202 191H203V189H202ZM201 191V192H202ZM18 192V193H17ZM142 193H143V191H141ZM200 192V191H199ZM65 193V192H64ZM187 193H189V192H186V194ZM214 193V192H213ZM180 194H182V193H180ZM184 194V193H183ZM194 194V193H193ZM202 193H200V195H201ZM69 195V194H68ZM70 195H72V194H70ZM69 195V196H70ZM187 195H189V194H187ZM192 195V194H191ZM199 195V196H200ZM212 195V194H211ZM26 196V195H25ZM24 196V197H25ZM61 196V195H60ZM193 196V195H192ZM213 196V195H212ZM211 196V197H212ZM255 196V195H254ZM254 196H252V197H249V196H247V198H245L244 200H245V203H244V205L243 206H241V204H239L240 206H232V207H236L237 209H236V211H234V214L235 215H233V214H231L232 216H230L229 215V217H227L225 220L226 221H224L225 222V224L221 227V229H220V231H218L217 232V235L215 236V240L212 242V243H206V244H203V238L201 237V238H199L198 239V241H197V243H196V246H191L188 250H186L187 251V253H186V256H185V258H183V257H179V253H180V251L181 250H183V248H180V250H178L177 252L178 253H176L175 255H170L169 253H166V252H160V250L158 251V249H157V253L159 252V258H158V262L157 263H154L153 262V264H195V263H197L198 264V262H200V261H202L203 262V264H213V261L217 258V257H220V256H223V257H226V256H229V254L230 253H233L234 251H237V250H241V251H243V252H247V251H249L252 247H253V245H255V244H257V242L258 241H260V240H264V200L263 201H259L256 197H254ZM27 197V196H26ZM49 197V198H48ZM53 197V196H52ZM195 197H196V195H195ZM194 197V198H195ZM210 197V198H211ZM262 197V196H261ZM208 198V197H207ZM213 198V197H212ZM23 199V198H22ZM202 199V198H201ZM216 199V198H215ZM215 199H213L212 201H214ZM194 200V199H193ZM199 200V199H198ZM211 200V199H210ZM24 201H25V199H24ZM236 201V200H235ZM243 201V200H242ZM49 203V205H48V203ZM150 202V201H149ZM239 202V201H238ZM47 203V205L49 206L48 207V209H47V211L46 210H43V208H44V205ZM51 203V204H50ZM240 203V202H239ZM242 203V202H241ZM67 204V203H66ZM211 204H213V202H211ZM210 204V205H211ZM215 204V203H214ZM54 205H56L55 203H54ZM65 205V204H64ZM145 205V204H144ZM194 205V204H193ZM209 205V206H210ZM231 205H233L232 203H231ZM67 206V205H66ZM143 206V205H142ZM150 206V205H149ZM156 206V205H155ZM216 208L214 207V209H216L215 211H218L217 209V203H216ZM219 206V205H218ZM11 207V206H10ZM151 207H152V205H151ZM10 209V208H9ZM147 209V208H146ZM153 208H151V210H152ZM155 209V208H154ZM153 209V210H154ZM188 209H191V208H188ZM11 210H12V208H11ZM63 210V208H61V213L62 212H64V211H62ZM151 210H149L150 212H152ZM4 211H5V209H4ZM13 211V210H12ZM15 211V210H14ZM9 212V213H7V214H3L4 215V217L3 218H0V219H2V221H5V225H4V227H6L5 228V230L4 231H0V262L2 263V262H4V264H7V260H9L10 259V257H11V255L13 254V250L7 245V236H8V234H9V230H11V227H13V224H14V228L15 227H21V225H22V223H23V221H22V215H16V211L15 212ZM20 211V212H21ZM148 211V212H149ZM191 210H189L187 213H184V216H183V218L184 217H188V216H190L191 215V212H190ZM21 212V213H22ZM145 212V211H144ZM153 212H155V213H157L156 211H153ZM184 212V211H183ZM194 212V211H193ZM204 212H207V211H204ZM233 212V211H232ZM236 212V213H235ZM0 213H3L2 212V210H1V212ZM50 213V214H51ZM134 213V212H133ZM214 212H212V214H213ZM217 213V212H216ZM145 214H146V212H145ZM133 215V214H132ZM150 215H151V213H150ZM154 215V214H153ZM214 215V214H213ZM239 217H238V216ZM252 215V216H251ZM61 216V215H60ZM63 216V215H62ZM137 216V215H136ZM144 216V215H143ZM147 216V215H146ZM148 216H149V214H148ZM191 216H193V215H191ZM209 216V215H208ZM216 216V215H215ZM134 217H135V215H134ZM133 217V218H134ZM151 217V216H150ZM194 217V216H193ZM147 218V217H146ZM149 218V217H148ZM214 218V217H213ZM138 219V218H137ZM145 218H143V220H144ZM194 219H196V218H194ZM247 219H249V221H247ZM135 222L137 221V220H134ZM141 221H142V219H141ZM147 221V220H146ZM145 221V222H146ZM152 221H154L152 218H151V223L152 224H154ZM1 222V221H0ZM49 222V221H48ZM134 222V223H135ZM138 222V221H137ZM143 222V221H142ZM141 222V223H142ZM150 222V221H149ZM149 222H148V224H149ZM214 222V221H213ZM39 223H40V221H39ZM39 223H37V224H39ZM147 223V222H146ZM195 222H193V224H194ZM222 223V222H221ZM48 224V223H47ZM50 224V225H51ZM136 224H138V223H136ZM135 224V225H136ZM142 224H144V222L142 223ZM151 224V225H152ZM204 224V223H203ZM3 225V224H2ZM130 225H132V223L130 224ZM147 225V224H146ZM150 225V224H149ZM39 226V225H38ZM145 226V225H144ZM194 226H197V225H193V227ZM3 226H1L0 225V230L1 229H3L4 228ZM30 227V226H29ZM134 227V226H133ZM141 227H143V226H141ZM141 227H139V228H141ZM146 227V226H145ZM210 227V226H209ZM135 228V227H134ZM147 228V227H146ZM145 228V229H146ZM197 228V227H196ZM129 230V229H128ZM210 230V229H209ZM15 231H18L17 229H15ZM134 231H135V229H134ZM132 232H133V230H132ZM40 234H41V236L42 237H44L45 239H48V238H51V237H53L55 234H56V230H54L53 229V227H52V230H50V229H47V228H44V229H42V230H40ZM82 234V233H81ZM212 234V233H211ZM78 235H79V233H78ZM36 236H37V234H36ZM38 236H39V233H38ZM77 237V236H76ZM207 237V236H206ZM36 239V238H35ZM145 239V238H144ZM159 242V241H158ZM158 244V243H157ZM168 245V247H169V243L167 244ZM148 246V245H147ZM19 247L21 248V250L24 252V253H26V255L27 254H29V253H33V250H34V248H26L25 246H23V245H20L19 244ZM149 247H147V249H148ZM118 249V248H117ZM133 249V248H132ZM160 249V248H159ZM170 248H168V249H166V251H168ZM146 250V249H145ZM150 250V249H149ZM115 251V250H114ZM117 251V250H116ZM119 251V250H118ZM171 252V251H170ZM106 253V252H105ZM137 253V252H136ZM145 253V252H144ZM147 253V252H146ZM217 253H219V254H221L220 256H217L216 254ZM125 254V253H124ZM134 253H132V255H133ZM139 254V253H138ZM153 254V253H152ZM119 255V254H118ZM206 255H208L209 256V259H205V256ZM216 255V256H215ZM99 256V255H98ZM125 256V255H124ZM123 256V257H124ZM204 256V258H202ZM102 257V256H101ZM8 258V259H7ZM125 258V257H124ZM144 258H145V255H140L139 254V256L138 255H135L134 254V256L132 257L131 256V261H120V262H118L117 261V263L116 264H147V263H145V261H144ZM153 258H154V256H153ZM108 259V258H107ZM121 259V258H120ZM157 259V258H156ZM113 261V260H112ZM115 261V260H114ZM147 262H148V260H147ZM26 263V262H25ZM28 263V262H27ZM105 263V262H104ZM113 263V262H112ZM152 263V262H151ZM103 264V263H102ZM105 264H110V263H105ZM149 264V263H148Z\"/></svg>",
    "mask_w": 264,
    "mask_h": 264
}]
</instances>
